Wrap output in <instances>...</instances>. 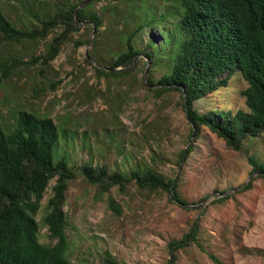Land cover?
<instances>
[{
	"label": "rangeland",
	"instance_id": "1",
	"mask_svg": "<svg viewBox=\"0 0 264 264\" xmlns=\"http://www.w3.org/2000/svg\"><path fill=\"white\" fill-rule=\"evenodd\" d=\"M80 1L0 0V6L16 27L30 30L39 26L37 17L43 19ZM91 3L84 8L102 20L96 34L92 25L79 23V31L70 36L54 61L24 67L0 84L3 128H15L19 111L52 118L60 135L54 159L64 158L77 174L69 182L65 205L70 262L169 264V242L181 240L199 219L200 245L223 264H264V178L252 177L253 166L248 160L254 156L264 162V134L246 139L240 152L228 149L208 129L197 140L192 139L180 93L171 92L158 99L143 87V80L149 76L143 56L131 76L99 79L95 69L100 64L88 58L93 42L98 43V57L109 64L114 54L125 48L138 21L150 10L159 15L171 11L172 6L166 0H103L89 7ZM175 21L177 15L164 26L141 33L136 47L143 50L153 34H171ZM62 31L59 27L46 39L6 44L0 49V57L14 55L30 61L43 56ZM167 62L168 57L162 58L153 70L155 82L166 71ZM246 87L242 73L236 72L213 99L197 101L195 109L205 113L219 107L245 108L241 93ZM192 143L193 150L176 183L189 207L171 202L166 191L150 193L135 184L124 194L118 187L103 194L80 171L85 165H107L111 171L126 175L133 169H153L166 180H175L180 155ZM251 179L252 189L241 191ZM55 183H50L37 216L40 240L45 244H54L42 219ZM225 196L231 198L212 203ZM206 198L209 200L203 203ZM110 199L116 202L120 214L112 209ZM175 254V264H214L196 244Z\"/></svg>",
	"mask_w": 264,
	"mask_h": 264
},
{
	"label": "trees",
	"instance_id": "2",
	"mask_svg": "<svg viewBox=\"0 0 264 264\" xmlns=\"http://www.w3.org/2000/svg\"><path fill=\"white\" fill-rule=\"evenodd\" d=\"M100 1L103 0H93L89 7ZM166 1L172 10L159 15L150 10L143 20L137 22L127 37L125 48L116 52L109 64L98 57L97 41L93 42L88 58L100 64L101 67L95 69L99 79H124L134 73L143 56L149 74L143 80V87L158 99L179 92L196 140L204 129H208L222 139L228 149L240 152L246 139L264 134V0ZM83 2L63 6L43 19L37 17L39 26L30 30L16 27L0 6V49L6 44L46 39L55 29L63 28L43 56L30 61L14 55L0 57V84L24 67H31L39 61L44 65L54 61L70 36L79 31V23L90 24L93 29L101 28L99 16L90 14L87 8L77 12ZM176 15L177 23L174 22L171 34H153L143 50L136 47V39L141 33L157 25L164 26L170 17L176 19ZM164 57H168V66L155 82L153 70ZM236 72H241L247 82L241 93L245 108L229 110L219 107L205 113L195 109L197 101L213 99ZM59 144L58 126L50 117L19 111L13 130L6 131L0 123V264H72L67 256L69 222L65 205L69 182L75 180L77 174L64 158L55 161L54 150ZM193 144L188 147L186 159ZM184 155L185 150L178 164ZM248 160L253 166L251 175L264 178V162L254 156ZM80 171L87 181L98 185L103 194L110 193L115 187L124 194L134 184L150 193L162 190L170 194L174 182L153 169H133L126 175L120 170L111 171L107 165H85ZM52 181L56 183L47 201L42 224L47 227L48 238L54 244H45L40 240L41 226L37 216ZM252 181L241 191L251 190ZM230 198L225 196L212 203ZM169 200L188 205L177 191V184ZM109 204L120 214L113 199ZM200 228L197 219L181 240L169 242V264L176 263L175 252L191 244L206 252L214 264H223L216 254L207 252L200 245Z\"/></svg>",
	"mask_w": 264,
	"mask_h": 264
},
{
	"label": "water",
	"instance_id": "3",
	"mask_svg": "<svg viewBox=\"0 0 264 264\" xmlns=\"http://www.w3.org/2000/svg\"><path fill=\"white\" fill-rule=\"evenodd\" d=\"M91 1H93V0H86L85 2H83V3L79 6L77 12H78L79 10H81L82 8H84V6H86V5H87L89 2H91ZM96 32H97V28L94 27V34H96ZM91 42H92V41H91ZM91 42H90V43H91ZM186 108H187V103H186ZM194 137H195V133L192 135V139H193ZM188 147H189V145H188ZM188 147L185 149V155L183 156V159L181 160V164H180V168H179V173H178L176 179H175L174 182H173V185H172V188H171V192H170L171 197H172V194H173V191H174V187H175V185H176V183H177V179H178V177H179L180 171L182 170V166H183V164H184V162H185V160H186V154H187V152H188ZM255 175H256V174H253L252 177L255 176ZM224 194H227V193H224ZM208 200H209V198H206L205 200H203V203H206ZM181 205H182V206H185V207H189V205H185V204H181Z\"/></svg>",
	"mask_w": 264,
	"mask_h": 264
}]
</instances>
